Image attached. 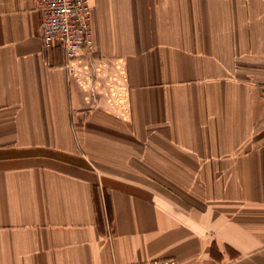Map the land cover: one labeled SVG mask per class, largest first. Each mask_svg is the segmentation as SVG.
Returning a JSON list of instances; mask_svg holds the SVG:
<instances>
[{"label":"crops","instance_id":"1","mask_svg":"<svg viewBox=\"0 0 264 264\" xmlns=\"http://www.w3.org/2000/svg\"><path fill=\"white\" fill-rule=\"evenodd\" d=\"M69 76L0 0V264H264V0H91Z\"/></svg>","mask_w":264,"mask_h":264},{"label":"built area","instance_id":"2","mask_svg":"<svg viewBox=\"0 0 264 264\" xmlns=\"http://www.w3.org/2000/svg\"><path fill=\"white\" fill-rule=\"evenodd\" d=\"M41 14V39L45 49L60 48L69 76H76L79 58L92 55L97 45L92 33L91 0H34ZM133 264H178L174 258H159Z\"/></svg>","mask_w":264,"mask_h":264}]
</instances>
